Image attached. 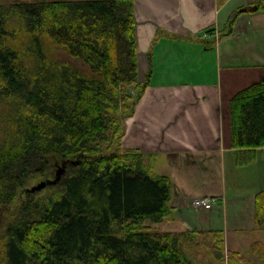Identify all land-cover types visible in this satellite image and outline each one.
Returning a JSON list of instances; mask_svg holds the SVG:
<instances>
[{"label": "trees", "instance_id": "16d2710c", "mask_svg": "<svg viewBox=\"0 0 264 264\" xmlns=\"http://www.w3.org/2000/svg\"><path fill=\"white\" fill-rule=\"evenodd\" d=\"M134 23L133 0L0 5V264H243L221 230L153 226L171 181L120 144L144 88ZM231 126L234 144L264 145V83L233 97ZM63 163L55 192L9 209Z\"/></svg>", "mask_w": 264, "mask_h": 264}, {"label": "crops", "instance_id": "0c3cea01", "mask_svg": "<svg viewBox=\"0 0 264 264\" xmlns=\"http://www.w3.org/2000/svg\"><path fill=\"white\" fill-rule=\"evenodd\" d=\"M260 1L133 0L144 88L120 140L171 181L170 212L154 228L221 230L243 264H264V145L234 144L231 102L264 83ZM196 197L217 203L195 208Z\"/></svg>", "mask_w": 264, "mask_h": 264}, {"label": "rangeland", "instance_id": "374dc122", "mask_svg": "<svg viewBox=\"0 0 264 264\" xmlns=\"http://www.w3.org/2000/svg\"><path fill=\"white\" fill-rule=\"evenodd\" d=\"M21 2V1H33V0H0V5H6V6H10L11 4H13L14 2ZM139 78H140V76H139ZM141 80V79H140ZM138 90V86L134 83V84H132V86H130L129 87V94L131 95V96H134V94H135V91H137ZM127 95V94H126ZM119 117H121V115H119ZM60 167V166H59ZM58 167V168H59ZM57 168V169H58ZM64 173V172H63ZM61 176H62V174H61ZM60 176V177H61ZM55 177V176H54ZM53 176L52 177H50L51 179H53L54 178ZM45 178H43V177H38V178H36V179H34L33 181H30V182H28L27 184H26V186H25V188L24 189H19V191H18V196H17V199L10 205V207H9V209L10 210H15L18 206H19V204H20V202H21V200H22V198H24V194H25V192L29 189V188H31L32 186H34V185H36L37 183H39L40 181H42V180H44ZM56 191V188L55 187H49V186H46V187H44V188H41V189H39V190H36V192H35V194H36V198H39V197H46V196H49L50 194H52L53 192H55ZM207 241H209V240H207ZM234 254L235 253H231V252H228L226 249H225V258L227 257V256H230V257H233V258H235V256H234ZM238 256V255H237ZM239 257V256H238ZM240 258V257H239ZM202 261H203V264H208V263H210V264H215L214 262H212L211 260H203L202 259ZM254 264V263H253Z\"/></svg>", "mask_w": 264, "mask_h": 264}, {"label": "built area", "instance_id": "2783aa9c", "mask_svg": "<svg viewBox=\"0 0 264 264\" xmlns=\"http://www.w3.org/2000/svg\"><path fill=\"white\" fill-rule=\"evenodd\" d=\"M264 1V0H261ZM210 33V32H209ZM208 32L203 33V37L209 35ZM217 203V198L211 197H196L191 200V205L199 209H210L214 204Z\"/></svg>", "mask_w": 264, "mask_h": 264}, {"label": "water", "instance_id": "95a60500", "mask_svg": "<svg viewBox=\"0 0 264 264\" xmlns=\"http://www.w3.org/2000/svg\"><path fill=\"white\" fill-rule=\"evenodd\" d=\"M64 167H65V164L63 163V166H60L57 171H56V174H55V177L53 179H46V180H42L40 181L39 183H37L36 185L32 186L30 188L31 191H36V190H39L41 188H44L46 185L48 184H53V183H56L59 179H60V176L61 174H63L64 172Z\"/></svg>", "mask_w": 264, "mask_h": 264}]
</instances>
